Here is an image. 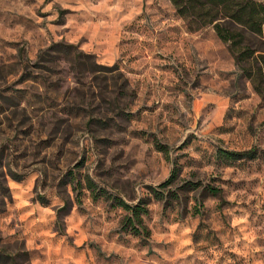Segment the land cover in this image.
I'll return each instance as SVG.
<instances>
[{"label": "rangeland", "instance_id": "obj_1", "mask_svg": "<svg viewBox=\"0 0 264 264\" xmlns=\"http://www.w3.org/2000/svg\"><path fill=\"white\" fill-rule=\"evenodd\" d=\"M242 44L256 50L239 65L170 0H0V264H264V42ZM175 166L150 234L125 230L113 197Z\"/></svg>", "mask_w": 264, "mask_h": 264}, {"label": "trees", "instance_id": "obj_2", "mask_svg": "<svg viewBox=\"0 0 264 264\" xmlns=\"http://www.w3.org/2000/svg\"><path fill=\"white\" fill-rule=\"evenodd\" d=\"M176 13L182 17L189 30H197L203 26L211 25L223 42L227 43L228 49L234 56L235 61L240 65V61L246 57L252 56L256 48H251L248 44H242L245 38V32L260 37L264 42V2L260 0H170ZM243 46V48H241ZM76 45L64 41H54L47 49L65 50L73 53L74 60H78L82 55L89 54L82 51H73ZM46 49L43 51L45 52ZM41 58L42 55H39ZM260 64L255 72L258 79L264 80V53H258ZM245 74L253 82V87L261 91V86L254 81V74L245 66L241 67ZM217 156L221 160L232 161L242 157H253L255 150L253 148L245 150H234L218 147ZM179 173L178 166L173 167L171 174L162 182L147 185L145 196L139 197L136 201L128 202L119 196H114L112 205L123 208L126 211L122 227L133 234H150L149 227L143 221V215L148 213V203L151 197L165 201V205L172 203V198L178 196L177 188L172 187L174 180ZM90 187V184H89ZM177 187V186H176ZM180 187V186H178ZM183 187L189 190L194 187L190 180L184 182ZM205 189L208 193L220 194L222 189L219 186L206 184ZM8 253L0 251V259L7 260ZM11 258V256H10Z\"/></svg>", "mask_w": 264, "mask_h": 264}]
</instances>
